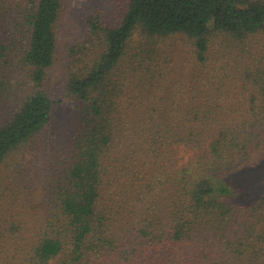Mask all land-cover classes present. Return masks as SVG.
Here are the masks:
<instances>
[{
  "label": "trees",
  "instance_id": "16d2710c",
  "mask_svg": "<svg viewBox=\"0 0 264 264\" xmlns=\"http://www.w3.org/2000/svg\"><path fill=\"white\" fill-rule=\"evenodd\" d=\"M61 1L0 0V264H264V181L212 182L264 166V0L89 13L64 133L48 89Z\"/></svg>",
  "mask_w": 264,
  "mask_h": 264
},
{
  "label": "rangeland",
  "instance_id": "374dc122",
  "mask_svg": "<svg viewBox=\"0 0 264 264\" xmlns=\"http://www.w3.org/2000/svg\"><path fill=\"white\" fill-rule=\"evenodd\" d=\"M125 0H62L59 17L56 25V51L52 66L48 70V89L54 99L53 105V121L52 125L58 129L60 133L70 131L74 128L78 114V100L68 93L67 84L69 81V66H70V47L81 42L87 35L86 19L89 13L99 11L105 22L115 19L122 11ZM175 43V74L173 78H177L180 73V68L189 66L187 63L186 51L189 48L185 37L177 35L176 37L167 39V44ZM187 44V45H186ZM187 71V70H186ZM24 152L22 153V155ZM28 157V153L24 154ZM13 155L12 158L15 159ZM8 162L2 165L1 173L4 182L11 183L14 178L13 171L7 167ZM254 170L248 171V168L243 171L231 173H215L217 178L212 177V182L215 189L227 191H242L250 194L252 191L259 190L264 181V166L253 167ZM245 170V171H244ZM224 192L226 195L227 193ZM258 194V193H257ZM257 194L238 199H230L226 196L220 199L226 201H248Z\"/></svg>",
  "mask_w": 264,
  "mask_h": 264
}]
</instances>
